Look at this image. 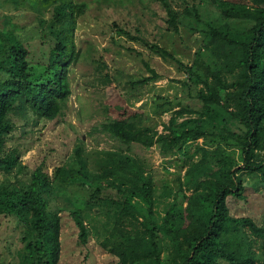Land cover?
<instances>
[{
    "label": "trees",
    "instance_id": "obj_1",
    "mask_svg": "<svg viewBox=\"0 0 264 264\" xmlns=\"http://www.w3.org/2000/svg\"><path fill=\"white\" fill-rule=\"evenodd\" d=\"M29 1L42 37L49 35L53 44L38 67L27 42L13 30L0 32V171L6 175L27 168L23 152L7 147L15 118L36 124L64 114L72 93L75 29L88 7L83 0ZM156 1L165 10L167 29L199 33V45L187 62L157 42L144 41L176 61L193 102L176 100L175 108L167 97L154 98L157 114L175 108L162 130L156 122H145L142 106L117 102L108 110L114 115L95 129L125 148L98 149L89 158L79 143L74 163L49 171L43 159L25 180L0 179V217L17 220L22 244L16 258L0 264H58L65 211L78 244L95 237L115 264H257L256 241L264 239V225L232 208L245 199L239 171L257 172L264 182V0H183L180 10L170 0ZM145 65L150 74L132 80V87L159 77ZM199 138V158L187 155L184 173L163 187L170 199L161 214L153 173L130 145L157 146L162 156L171 157L187 154L189 143Z\"/></svg>",
    "mask_w": 264,
    "mask_h": 264
},
{
    "label": "rangeland",
    "instance_id": "obj_2",
    "mask_svg": "<svg viewBox=\"0 0 264 264\" xmlns=\"http://www.w3.org/2000/svg\"><path fill=\"white\" fill-rule=\"evenodd\" d=\"M88 7L80 16L75 29L77 44L76 58L69 67V82L72 89L64 114L58 119L41 118L36 124L25 123L16 117L17 127L7 140V147H17L23 152L22 159L27 168L9 175L0 171V179L8 177L26 179L30 171L43 159L49 171L59 164L74 163V148L82 143L88 157L95 155L98 149H111L126 145L110 137L95 127L113 113L109 106L125 101L133 107L142 106L145 122L155 123L159 130L162 123L168 122L179 108L176 100L183 103L193 102L187 87L182 85L185 74L176 61L163 57L144 43L157 42L165 46L182 61H190L199 42V33H190L186 28L174 32L166 28L165 10L156 0H83ZM179 10L183 0H170ZM49 12L46 16H49ZM123 27L140 39L135 40L117 27ZM13 30L27 42L32 50L33 64L41 66L48 50L53 44L49 35L42 37L38 14L29 0H0V32ZM145 62L153 67L159 77L150 79L143 85L132 87V80H138L150 74ZM186 88V89H185ZM167 97L175 108L162 114L154 111V98ZM161 101H166L164 98ZM189 116H179L178 121ZM24 122V123H23ZM202 138L187 146V154L171 157L162 156L157 146L143 147L138 143L130 145L131 152L146 161L154 176L156 207L161 214L170 197L163 195V187L173 184L178 174H183L184 159L199 158L196 151ZM232 155L236 153L232 152ZM238 157V156H237ZM90 165L93 166L92 162ZM245 185L244 198L232 212L253 214L264 225V182L257 172L239 171ZM52 200V204L63 201ZM66 212V211H65ZM62 213L61 254L58 264H115L113 256L91 237L85 245H79L76 229L67 213ZM21 227L12 216L0 217V262L17 257ZM259 250L257 264H264V239L258 238Z\"/></svg>",
    "mask_w": 264,
    "mask_h": 264
}]
</instances>
